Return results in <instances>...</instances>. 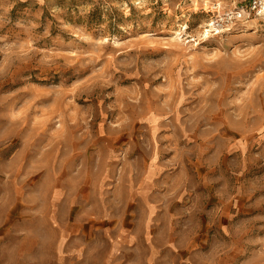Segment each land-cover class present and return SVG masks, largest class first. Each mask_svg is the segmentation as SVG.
<instances>
[{
    "label": "rangeland",
    "instance_id": "rangeland-1",
    "mask_svg": "<svg viewBox=\"0 0 264 264\" xmlns=\"http://www.w3.org/2000/svg\"><path fill=\"white\" fill-rule=\"evenodd\" d=\"M245 3L0 0V264H264Z\"/></svg>",
    "mask_w": 264,
    "mask_h": 264
},
{
    "label": "built area",
    "instance_id": "built-area-1",
    "mask_svg": "<svg viewBox=\"0 0 264 264\" xmlns=\"http://www.w3.org/2000/svg\"><path fill=\"white\" fill-rule=\"evenodd\" d=\"M262 14H264V0H247V3L241 6L234 15L235 18L243 19Z\"/></svg>",
    "mask_w": 264,
    "mask_h": 264
},
{
    "label": "bare ground",
    "instance_id": "bare-ground-1",
    "mask_svg": "<svg viewBox=\"0 0 264 264\" xmlns=\"http://www.w3.org/2000/svg\"><path fill=\"white\" fill-rule=\"evenodd\" d=\"M210 24V23H209Z\"/></svg>",
    "mask_w": 264,
    "mask_h": 264
}]
</instances>
